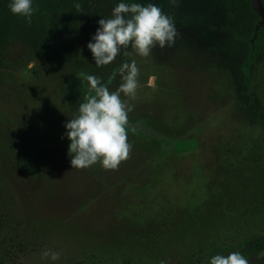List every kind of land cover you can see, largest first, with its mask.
Returning a JSON list of instances; mask_svg holds the SVG:
<instances>
[{"label": "rangeland", "instance_id": "1", "mask_svg": "<svg viewBox=\"0 0 264 264\" xmlns=\"http://www.w3.org/2000/svg\"><path fill=\"white\" fill-rule=\"evenodd\" d=\"M152 2L176 36L146 57L129 48L97 67L88 21L70 31L67 53L59 13L36 50L0 48V264H203L213 244L264 236V30L245 68L255 110L235 93L220 47L230 0ZM88 3L109 15L116 0ZM122 59L139 70L135 97L122 96L133 106L128 154L115 168H71L61 134L87 88L80 74L114 89ZM45 248L58 259H41Z\"/></svg>", "mask_w": 264, "mask_h": 264}, {"label": "clouds", "instance_id": "2", "mask_svg": "<svg viewBox=\"0 0 264 264\" xmlns=\"http://www.w3.org/2000/svg\"><path fill=\"white\" fill-rule=\"evenodd\" d=\"M169 2L174 4L177 0ZM7 6L11 13L31 20L33 0H8ZM96 24L85 47L97 67L114 61L118 54L130 56L129 48L146 57L154 46H170L176 36L171 16L152 0H116L110 14L99 16ZM138 74L136 61L124 59L113 68L112 78H119L114 89L99 75L80 74L87 88L72 117L63 122L65 131L61 134V138L68 140L66 153L71 168H87L97 161L106 169L115 168L126 158L130 148L126 139L127 113L133 106L122 96L135 97ZM59 255L48 248L40 253L41 259L52 261ZM208 264H249V261L241 252L229 251L209 256Z\"/></svg>", "mask_w": 264, "mask_h": 264}, {"label": "trees", "instance_id": "3", "mask_svg": "<svg viewBox=\"0 0 264 264\" xmlns=\"http://www.w3.org/2000/svg\"><path fill=\"white\" fill-rule=\"evenodd\" d=\"M89 0H33L34 12L31 20L11 13L8 9V0H0V48L9 42L22 41L36 50L51 38L52 26L50 15L59 13L64 17L60 28L64 50L71 51L70 31L82 21H88L95 30L99 16H107L98 6L88 9ZM264 7V0H260ZM234 24L223 26L225 35L220 44L221 49L231 58L226 63L229 69L234 91L242 95L246 103L255 110L260 109L259 99L249 90L245 68L252 61L257 52L261 54L260 39L264 30V20L255 12L252 0H230ZM146 134H150L144 131ZM229 251L241 252L249 262L264 264V236L253 234L240 243L228 247L211 245L207 259L216 253ZM121 264H132L129 259H123Z\"/></svg>", "mask_w": 264, "mask_h": 264}, {"label": "water", "instance_id": "4", "mask_svg": "<svg viewBox=\"0 0 264 264\" xmlns=\"http://www.w3.org/2000/svg\"><path fill=\"white\" fill-rule=\"evenodd\" d=\"M253 8L255 12L264 20V7L261 4L260 0H252Z\"/></svg>", "mask_w": 264, "mask_h": 264}]
</instances>
